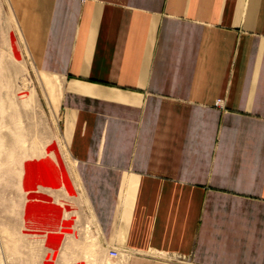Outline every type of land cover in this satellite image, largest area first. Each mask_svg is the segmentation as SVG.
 Here are the masks:
<instances>
[{
    "label": "crops",
    "instance_id": "obj_1",
    "mask_svg": "<svg viewBox=\"0 0 264 264\" xmlns=\"http://www.w3.org/2000/svg\"><path fill=\"white\" fill-rule=\"evenodd\" d=\"M10 4L102 248L264 264V0Z\"/></svg>",
    "mask_w": 264,
    "mask_h": 264
},
{
    "label": "rangeland",
    "instance_id": "obj_2",
    "mask_svg": "<svg viewBox=\"0 0 264 264\" xmlns=\"http://www.w3.org/2000/svg\"><path fill=\"white\" fill-rule=\"evenodd\" d=\"M34 68L10 0H0V264H30L28 244L19 237L26 199L24 167L34 161V143H44L53 152L60 180L50 170L52 183L36 182L32 188L48 197L61 217L66 216L65 222L54 216L51 235L55 242L41 249L42 264H119L121 258L109 259L102 248L76 178L60 125L61 96L51 108L42 89L41 72ZM30 89L36 103H29L27 96L24 103L19 97ZM48 164L53 169L55 162ZM65 208H70L69 213ZM51 235L48 232L46 237ZM32 239L27 237L29 242Z\"/></svg>",
    "mask_w": 264,
    "mask_h": 264
},
{
    "label": "bare ground",
    "instance_id": "obj_3",
    "mask_svg": "<svg viewBox=\"0 0 264 264\" xmlns=\"http://www.w3.org/2000/svg\"><path fill=\"white\" fill-rule=\"evenodd\" d=\"M39 74L42 76L41 84L43 86V92L45 93L44 95H46V98L53 105H50L51 108H54L56 104L55 102H58L61 96V82L56 78L48 77L42 73ZM24 96L28 97L29 103H36L32 89H30V92L19 93V97H23V102L25 101ZM33 146L34 148L32 149L31 154L34 157V161L28 163L24 167V190L26 199L24 212H22V227L19 238L21 241L27 242L28 244L27 247L30 255V264H42L40 261L41 249L43 247H48L51 244L53 245L55 242V235H51L52 223L55 222L54 216L56 215L60 220L62 219L63 222H65L66 216L63 215V217H61L50 199L43 194L37 193V190L35 189V191L32 188V184H36V182L50 185L52 183V180H50L51 176L49 175L50 170H54L55 172H53L55 175L57 173V182L60 180V178H58V173L60 172L56 167L57 163L53 152L48 147H45L44 143H34L32 147ZM51 161L55 162L53 169H51V166L48 164L51 163ZM57 186H59V183H57ZM69 210L70 208L63 209L65 213H69ZM48 232L51 235L50 238L46 237ZM29 236H33V239L30 242L28 241L29 239L27 240V237ZM6 242L9 243V241ZM8 243L6 244L9 245ZM9 247L11 248L12 245H9Z\"/></svg>",
    "mask_w": 264,
    "mask_h": 264
},
{
    "label": "built area",
    "instance_id": "obj_4",
    "mask_svg": "<svg viewBox=\"0 0 264 264\" xmlns=\"http://www.w3.org/2000/svg\"><path fill=\"white\" fill-rule=\"evenodd\" d=\"M220 104H221V101L220 100H217L215 102V106L216 107H219ZM106 254L109 257V259H111L113 261H118V259L121 258V254L117 250H115V249H107L106 250Z\"/></svg>",
    "mask_w": 264,
    "mask_h": 264
}]
</instances>
